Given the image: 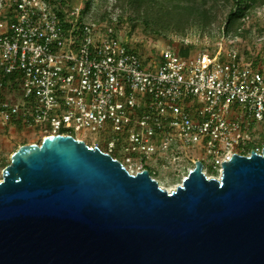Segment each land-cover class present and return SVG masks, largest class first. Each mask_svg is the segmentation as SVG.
<instances>
[{"label":"built area","instance_id":"built-area-1","mask_svg":"<svg viewBox=\"0 0 264 264\" xmlns=\"http://www.w3.org/2000/svg\"><path fill=\"white\" fill-rule=\"evenodd\" d=\"M5 2L0 128L18 119L42 126L47 136L80 141L71 131H89L91 144L82 142L131 175L147 170L143 159L193 145L208 158L210 173L200 159L188 162L200 161L207 180H219L221 163L250 144L260 154L251 135L254 123L264 125V55H242L221 37L191 53L166 45L154 66L142 62L112 25L83 19L81 3L60 10L47 0ZM123 154L121 162L115 155Z\"/></svg>","mask_w":264,"mask_h":264},{"label":"water","instance_id":"water-1","mask_svg":"<svg viewBox=\"0 0 264 264\" xmlns=\"http://www.w3.org/2000/svg\"><path fill=\"white\" fill-rule=\"evenodd\" d=\"M1 171L0 264H264V146L202 163L168 192L70 136L20 146Z\"/></svg>","mask_w":264,"mask_h":264},{"label":"rangeland","instance_id":"rangeland-1","mask_svg":"<svg viewBox=\"0 0 264 264\" xmlns=\"http://www.w3.org/2000/svg\"><path fill=\"white\" fill-rule=\"evenodd\" d=\"M85 1L87 0H81V4H83L82 2ZM0 5L4 7V12L8 10V3L5 2V0H0ZM105 5V2L101 0H95L90 4L88 12V19L92 20L90 22H93V19L95 18L99 19V17L103 15L102 12ZM228 7L229 5L224 8V3L220 4L216 12L219 11L220 14L226 15ZM251 17L252 19L248 20V22H246L245 19L240 22L242 24L239 25L235 38L229 36L230 40H227L229 45L235 48L239 44L241 48H244L246 50H252V47H249L251 45L250 40H264V15ZM102 25H104V23H102ZM117 31L122 41L125 42V44H127L130 48L136 50L139 55L141 54L140 57L142 58V62L147 64L152 63L154 64V66H158L160 52L166 45L175 47L176 50L184 51L185 49L188 50V52H193L199 50L203 42L208 41L209 36L213 37V40L223 37V34L221 33L220 21L218 19L214 21L208 34L204 33L202 34V36H200V33L192 31L191 34L184 39L166 34L144 37L140 34V32L135 29L132 30L129 26L117 29ZM61 133H68V131L61 130ZM47 134V132H44V128L39 125H35L34 127L27 125H21L18 128L17 126L11 127L8 129L7 135L6 133H4L3 129L0 128V160L6 161V159L10 157L11 154L14 152V147L16 145H20L22 143H26L27 145L38 144L40 141H42L44 137L47 136ZM71 134L74 137L80 138L86 145L91 144L92 135L89 131L73 130L71 131ZM251 140L253 142H256L257 146L262 149V147L264 146V125H257L254 123ZM100 147L103 150L105 149L102 144ZM238 151L239 153H244L241 150ZM174 155L175 154H158L155 157H149L147 159L142 160L150 176L158 182H164L159 184V186L163 187V189H169L173 186H176V183L179 182L180 177L187 174L186 168L193 167V165L188 162V158L200 159L204 165V173H210L207 169L208 158L202 154L201 147L193 145L187 146L185 147V149H181L175 155L179 158L176 163ZM115 156L119 161L124 162V157L126 155L123 154ZM178 165H182L181 167L185 168H182L181 170H176ZM175 170L176 174H178L180 177L175 176Z\"/></svg>","mask_w":264,"mask_h":264},{"label":"trees","instance_id":"trees-1","mask_svg":"<svg viewBox=\"0 0 264 264\" xmlns=\"http://www.w3.org/2000/svg\"><path fill=\"white\" fill-rule=\"evenodd\" d=\"M52 5H55L63 10L73 4H80L81 0H47ZM83 1V0H82ZM95 0H87L82 2V17L87 21L90 4ZM105 2L103 15L99 19H93L96 26L112 25L115 30L129 26L132 30H137L144 37L157 35H171L181 39L186 38L192 31L202 34H208L214 21H220L221 33L223 37L235 38L237 29L242 20L252 19L251 16L264 15V0H101ZM224 3V8L229 5L226 15L216 12L220 4ZM95 16V15H94ZM232 35V36H231ZM232 38V40H233ZM210 41H214L213 37L209 36ZM251 49L237 47L232 48L237 50L242 55H247L250 51H254L256 55H264V40H250ZM255 43V45H254ZM234 45V44H233ZM255 47V48H254ZM254 48V49H253ZM133 51L140 57L136 50ZM186 53L188 50H185ZM141 61L142 58L140 57ZM20 127L22 124L18 119H13L11 123L3 127L4 133L10 127ZM41 141L37 144L39 145ZM27 145L22 143L14 147V152L19 146ZM256 148L255 144L248 146L247 152L253 151ZM239 153V154H244ZM10 158V157H8ZM0 160V171L8 164L9 159ZM158 182V181H157ZM164 182H158V184ZM174 183V182H173Z\"/></svg>","mask_w":264,"mask_h":264},{"label":"bare ground","instance_id":"bare-ground-1","mask_svg":"<svg viewBox=\"0 0 264 264\" xmlns=\"http://www.w3.org/2000/svg\"><path fill=\"white\" fill-rule=\"evenodd\" d=\"M175 189V186H173V187H171V188H169V189H166L167 191H172V190H174Z\"/></svg>","mask_w":264,"mask_h":264},{"label":"flooded vegetation","instance_id":"flooded-vegetation-1","mask_svg":"<svg viewBox=\"0 0 264 264\" xmlns=\"http://www.w3.org/2000/svg\"><path fill=\"white\" fill-rule=\"evenodd\" d=\"M250 152H251V151H250ZM250 152H249V153H250ZM260 152H261V151H260ZM249 153H248V154H249Z\"/></svg>","mask_w":264,"mask_h":264}]
</instances>
